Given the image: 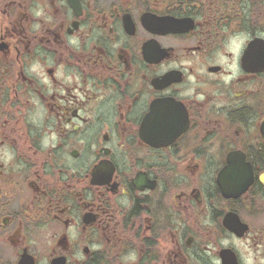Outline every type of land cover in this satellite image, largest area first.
Listing matches in <instances>:
<instances>
[{"label":"flooded vegetation","instance_id":"af4514ba","mask_svg":"<svg viewBox=\"0 0 264 264\" xmlns=\"http://www.w3.org/2000/svg\"><path fill=\"white\" fill-rule=\"evenodd\" d=\"M0 264H264V0H0Z\"/></svg>","mask_w":264,"mask_h":264}]
</instances>
